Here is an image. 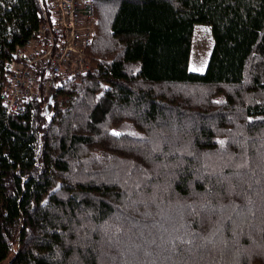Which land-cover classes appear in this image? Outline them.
Here are the masks:
<instances>
[{"label":"trees","instance_id":"16d2710c","mask_svg":"<svg viewBox=\"0 0 264 264\" xmlns=\"http://www.w3.org/2000/svg\"><path fill=\"white\" fill-rule=\"evenodd\" d=\"M90 2L89 73L14 114L44 11L0 0V264H264V0Z\"/></svg>","mask_w":264,"mask_h":264},{"label":"built area","instance_id":"2783aa9c","mask_svg":"<svg viewBox=\"0 0 264 264\" xmlns=\"http://www.w3.org/2000/svg\"><path fill=\"white\" fill-rule=\"evenodd\" d=\"M43 22L15 47L7 63L1 93L9 113H24L41 103L46 113L50 98L61 85L89 73V50L96 36V11L90 0H38ZM48 8V10H47Z\"/></svg>","mask_w":264,"mask_h":264},{"label":"rangeland","instance_id":"374dc122","mask_svg":"<svg viewBox=\"0 0 264 264\" xmlns=\"http://www.w3.org/2000/svg\"><path fill=\"white\" fill-rule=\"evenodd\" d=\"M213 44L211 28L206 25L197 26L193 37L190 60V69L193 72H205Z\"/></svg>","mask_w":264,"mask_h":264},{"label":"water","instance_id":"95a60500","mask_svg":"<svg viewBox=\"0 0 264 264\" xmlns=\"http://www.w3.org/2000/svg\"><path fill=\"white\" fill-rule=\"evenodd\" d=\"M52 103H53V96L50 98L49 105H51ZM47 113H49V106L47 107ZM8 264H11V262Z\"/></svg>","mask_w":264,"mask_h":264},{"label":"snow or ice","instance_id":"6c2138e0","mask_svg":"<svg viewBox=\"0 0 264 264\" xmlns=\"http://www.w3.org/2000/svg\"><path fill=\"white\" fill-rule=\"evenodd\" d=\"M114 134L115 135H119L120 133L119 132H115V130H114ZM221 143H223V141H221Z\"/></svg>","mask_w":264,"mask_h":264}]
</instances>
